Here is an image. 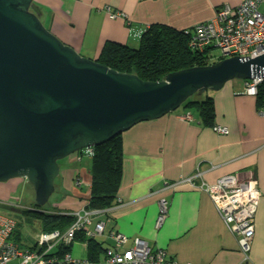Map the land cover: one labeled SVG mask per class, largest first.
I'll return each mask as SVG.
<instances>
[{"label":"crops","instance_id":"crops-1","mask_svg":"<svg viewBox=\"0 0 264 264\" xmlns=\"http://www.w3.org/2000/svg\"><path fill=\"white\" fill-rule=\"evenodd\" d=\"M239 3L48 0L45 9L52 16L49 27L55 36L80 54L97 60L109 41L134 47L153 25L191 30L212 19L217 8L236 7ZM120 13L122 18H111ZM244 87L245 82L236 80L219 93H212L216 125L227 127L229 135L215 133L213 127L200 123L195 113L184 109L141 123L123 134L124 169L118 203L94 216L90 227L93 231L98 223H104L103 236L96 238L99 243L112 247L111 235L118 232L130 238L128 247L141 238L153 250H165L180 263L241 264L240 238L221 219L212 196L198 186L170 188L198 171L209 184L238 175L244 180L253 178L260 185L250 264H264V117L259 114L256 98L247 96ZM85 159L88 157L73 155L69 164L61 165L56 180L61 201L55 208L62 212L78 213L85 208L91 185V160L85 163ZM12 181L3 185L13 186ZM162 199L168 202V213L159 228ZM82 244L87 260L81 264H93L87 245ZM100 264H104L103 258Z\"/></svg>","mask_w":264,"mask_h":264},{"label":"water","instance_id":"water-1","mask_svg":"<svg viewBox=\"0 0 264 264\" xmlns=\"http://www.w3.org/2000/svg\"><path fill=\"white\" fill-rule=\"evenodd\" d=\"M35 0H0V184L25 179L49 205L60 162L177 112L234 80L264 79V55L145 82L87 59L45 27Z\"/></svg>","mask_w":264,"mask_h":264},{"label":"built area","instance_id":"built-area-1","mask_svg":"<svg viewBox=\"0 0 264 264\" xmlns=\"http://www.w3.org/2000/svg\"><path fill=\"white\" fill-rule=\"evenodd\" d=\"M216 17L194 28L190 43L192 50L204 52L208 49L219 52L218 59L227 60L233 57H250L255 59L264 55V0H240L238 7L222 6ZM122 18L123 14L112 15V19ZM264 79L246 81L250 93L255 96L258 86ZM229 129L217 126L216 133L229 135ZM81 158L94 156V149L84 150ZM201 180L198 185L197 180ZM180 185L199 187L212 196L214 204L227 226L240 237L239 246L243 253L241 264H250V254L255 238V219L258 200L261 197L259 182L250 179H240L238 175L225 176L215 184L203 180V173L196 174L170 185L176 188ZM161 216L158 226L166 218L168 202L160 201ZM102 211H88L85 208L76 216L77 222L67 232L55 231L42 234L38 238V250L44 253H24L13 240L15 233L20 231V224L12 219L0 216V264H48L47 256L54 253L62 244L69 246L76 233L85 230L88 236L101 238L105 231L104 223H98L94 230L90 229L92 218L102 214ZM113 246L106 252L105 264H191L180 263L169 257L165 250H153L141 238L131 241L126 235L113 232ZM81 264L80 261H73Z\"/></svg>","mask_w":264,"mask_h":264},{"label":"trees","instance_id":"trees-1","mask_svg":"<svg viewBox=\"0 0 264 264\" xmlns=\"http://www.w3.org/2000/svg\"><path fill=\"white\" fill-rule=\"evenodd\" d=\"M221 9H223L222 6L217 8L216 12ZM194 28L177 30L166 25L156 24L140 37L137 48L109 41L103 47L97 60L100 64L118 73L136 75L145 82L153 83L164 81L172 73L196 67H206L219 62L218 58L217 62L214 61L210 49L206 52L191 49L190 43ZM211 94L212 92H205L203 95L196 94L180 109L195 113L200 123L215 128L217 127L216 110ZM256 100L258 109L264 113V84L259 87ZM89 160H91V189L85 201V209L105 212L114 208L118 203L124 169L123 134L118 135L105 145L95 148L94 156ZM59 187L56 183V192ZM49 206L52 204L49 203ZM51 208L52 211H47L34 203L32 208L24 210L23 213L27 214L29 218L41 222L43 234L55 231L65 233L77 222L73 213L62 212L55 207ZM13 240L22 251L21 229L14 234ZM77 242L87 245L89 261L92 263H101L103 256L101 252H103V263L105 264L106 252L109 248L104 247V243H99L95 237L88 236L85 230L77 232L74 241L69 246L62 244L53 254L47 256V260L54 261L48 264H61L63 258L67 264H74L73 261L75 260L69 256V252L72 251L74 243ZM38 248L37 240L33 246H28L27 250L22 252L44 253L46 250L43 248L42 251H39Z\"/></svg>","mask_w":264,"mask_h":264},{"label":"rangeland","instance_id":"rangeland-1","mask_svg":"<svg viewBox=\"0 0 264 264\" xmlns=\"http://www.w3.org/2000/svg\"><path fill=\"white\" fill-rule=\"evenodd\" d=\"M47 1L48 0H35V4L37 6H39L41 11L43 12V17L41 18L43 24L46 27H48L47 29H50L49 24L52 21V16L50 13L46 12V10H48V9H45V7H46L45 4ZM49 1H51V0H49ZM216 14H218V13L216 12ZM215 17H216V15L213 17V19ZM135 45L136 46H134V48H137L139 46V43L135 44ZM208 50H206V51H208ZM206 51H204V52H206ZM211 51H212L211 55L213 56L214 61L217 62L219 52L217 50H211ZM80 55L87 58V59L93 60L92 58L86 56L85 54L81 53ZM237 81H239V80H237ZM241 82H244V81H241ZM254 98H256V97H254ZM262 117H264V116H262ZM214 132L216 133V131H214ZM217 134H219V133H217ZM69 159L70 158L61 161L60 164L63 166L67 162L69 164ZM88 159H85V163L87 162ZM85 163H84V165H85ZM12 182L14 183L13 186H5L3 184H0V216L12 219L14 221H17L21 225V233H22V238H23L22 244H21V250L26 251L27 247L33 246L36 243V241L38 240V238L40 237V235L43 234L42 224L37 219L29 218L27 214L23 213L24 210H26V209L28 210V209L32 208L34 206V203L36 202L35 192H34L33 188L30 186L28 181L25 179L24 180L23 179H17V180H14ZM90 189H91V185H89V187H88V192ZM88 194L89 193H87V195ZM60 201H61V196L59 195V193L56 192L51 197V200H50V205L52 204V206H49V207L46 206L45 210L48 211V210L52 209L51 207H53V208L58 207ZM166 217H167V214H166ZM163 222L161 223V225L163 224ZM158 223H159V221H158ZM161 225L158 226V224H157V226L159 228L161 227ZM87 255H88V253H87ZM101 255H103L102 258H104L103 252H101ZM69 256L73 260L86 261L87 257L84 258V256H86L84 245L82 243H78V242L74 243V245L72 247V251L69 252ZM61 264H67L65 262L64 258L61 260ZM93 264H100V262L93 263Z\"/></svg>","mask_w":264,"mask_h":264},{"label":"bare ground","instance_id":"bare-ground-1","mask_svg":"<svg viewBox=\"0 0 264 264\" xmlns=\"http://www.w3.org/2000/svg\"><path fill=\"white\" fill-rule=\"evenodd\" d=\"M236 7H238V5L236 6ZM222 10V9H221ZM122 14V13H121ZM219 60V62H221L222 60H220V59H218ZM234 81H236V80H234ZM231 82H233V81H231ZM231 82H229V83H231ZM228 83V84H229ZM262 84H264V82L263 83H261L259 86H258V88H257V90H256V93H255V96H253V94H251L249 91H250V89L248 88V86L245 84V93H246V95L247 96H249V97H257L258 96V93H259V87L262 85ZM220 92V91H219ZM219 92H217V93H219ZM213 93V92H212ZM216 93V92H215ZM214 94V93H213ZM258 111H259V114L261 115V116H264V113H262V111H260L259 109H258ZM220 127H222V126H220ZM223 128H227V127H223ZM228 129V128H227ZM229 131V130H228ZM221 135V134H220ZM261 190V189H260ZM261 198V197H260ZM260 203V199L258 200V204ZM215 205V204H214ZM216 207V206H215ZM160 223H162V222H160Z\"/></svg>","mask_w":264,"mask_h":264},{"label":"flooded vegetation","instance_id":"flooded-vegetation-1","mask_svg":"<svg viewBox=\"0 0 264 264\" xmlns=\"http://www.w3.org/2000/svg\"><path fill=\"white\" fill-rule=\"evenodd\" d=\"M46 27V26H45ZM46 28H48V27H46ZM50 30V29H49ZM51 31V30H50ZM52 32V31H51Z\"/></svg>","mask_w":264,"mask_h":264}]
</instances>
